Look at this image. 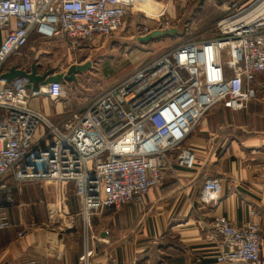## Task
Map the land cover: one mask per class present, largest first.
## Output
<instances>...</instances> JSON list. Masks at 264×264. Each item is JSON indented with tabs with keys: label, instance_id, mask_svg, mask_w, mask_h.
Here are the masks:
<instances>
[{
	"label": "built area",
	"instance_id": "1",
	"mask_svg": "<svg viewBox=\"0 0 264 264\" xmlns=\"http://www.w3.org/2000/svg\"><path fill=\"white\" fill-rule=\"evenodd\" d=\"M146 1L0 0V231L11 226L3 211L14 204L8 176L17 183H72L87 231L79 264H95L92 218L141 203L169 169H195L196 152L185 143L209 111H243L264 93V0L228 10L216 38L182 42L58 123L31 100L61 101L65 83L30 92L27 80L1 78L33 34L61 39L72 51L102 48L124 28L129 11ZM156 24L137 39L177 29L164 15ZM223 193L222 181L209 178L200 198L218 206ZM208 226L219 242L218 264H264L255 223L239 227L218 217Z\"/></svg>",
	"mask_w": 264,
	"mask_h": 264
},
{
	"label": "crops",
	"instance_id": "2",
	"mask_svg": "<svg viewBox=\"0 0 264 264\" xmlns=\"http://www.w3.org/2000/svg\"><path fill=\"white\" fill-rule=\"evenodd\" d=\"M244 1L237 4L244 6ZM151 2L162 9L202 4V0H150L145 13ZM30 44L28 60L11 66L27 71L36 66L40 75L67 72L54 65L65 46L63 40H42L33 34L26 48ZM39 89L29 84L30 92ZM50 101L32 99L31 105L54 123L79 110L70 101ZM185 147L196 152L195 169H169L162 185L141 203L106 209L92 218L88 229L95 264H113L111 260L117 264H218L219 242L208 226L218 217L239 227L255 223L264 261V93L243 111L214 107ZM209 178L220 179L224 187L218 206L204 204L200 198ZM4 183L13 190L14 204L3 210L11 226L0 231V264H79L86 225L74 185L51 180L17 183L11 175Z\"/></svg>",
	"mask_w": 264,
	"mask_h": 264
},
{
	"label": "rangeland",
	"instance_id": "3",
	"mask_svg": "<svg viewBox=\"0 0 264 264\" xmlns=\"http://www.w3.org/2000/svg\"><path fill=\"white\" fill-rule=\"evenodd\" d=\"M205 1L202 0V4L190 3L186 8L177 9L158 8L151 2L149 13L144 12L145 6L142 9L139 5L129 11L125 28L113 36L104 48L97 46L77 51L68 50L66 46L61 48V57L54 62V65H58L57 69L68 70L71 64L80 61L93 64L88 72L80 74L77 86L68 83L65 85L63 101H70L75 108L83 109L103 90L125 80L182 42H200L216 38L220 20L228 10H238L241 5L237 4L239 0ZM254 1L256 0H246L242 4L246 6ZM150 13H155L156 16ZM161 15L175 25L179 32L147 43L138 40L136 37L138 32L144 27H156L157 19ZM30 47L31 44L21 55L11 58L6 63L5 69L12 64L27 61ZM39 61L46 62V59L39 58ZM55 120H58V117H55Z\"/></svg>",
	"mask_w": 264,
	"mask_h": 264
},
{
	"label": "water",
	"instance_id": "4",
	"mask_svg": "<svg viewBox=\"0 0 264 264\" xmlns=\"http://www.w3.org/2000/svg\"><path fill=\"white\" fill-rule=\"evenodd\" d=\"M179 32L178 29L166 30V31H154L152 34L146 37L140 38L139 40L143 43L153 41L160 37H167L176 35ZM92 62H86L82 64L81 61L73 64L69 67L66 73H57L50 71L46 74H38L36 66H33L30 71H27L17 66H11L9 70L2 74L1 78L8 83H12L15 80H27L30 84L37 85L38 87H45L53 82L74 83L78 82L77 76L81 73H86L92 67Z\"/></svg>",
	"mask_w": 264,
	"mask_h": 264
},
{
	"label": "bare ground",
	"instance_id": "5",
	"mask_svg": "<svg viewBox=\"0 0 264 264\" xmlns=\"http://www.w3.org/2000/svg\"><path fill=\"white\" fill-rule=\"evenodd\" d=\"M149 1L150 0H148V1H146V2H144V3H142V4H140V6H147L148 5V3H149ZM255 8V7H254ZM254 8H252L251 10H253ZM257 11V8L255 9V10H253V12H256ZM45 88V87H44Z\"/></svg>",
	"mask_w": 264,
	"mask_h": 264
},
{
	"label": "flooded vegetation",
	"instance_id": "6",
	"mask_svg": "<svg viewBox=\"0 0 264 264\" xmlns=\"http://www.w3.org/2000/svg\"><path fill=\"white\" fill-rule=\"evenodd\" d=\"M82 64H85L86 62L81 61ZM73 65V64H72Z\"/></svg>",
	"mask_w": 264,
	"mask_h": 264
}]
</instances>
